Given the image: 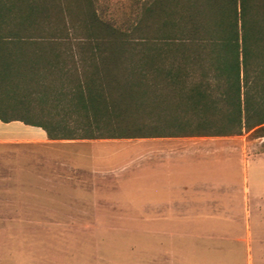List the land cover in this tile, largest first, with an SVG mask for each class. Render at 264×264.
I'll return each mask as SVG.
<instances>
[{
	"label": "trees",
	"instance_id": "16d2710c",
	"mask_svg": "<svg viewBox=\"0 0 264 264\" xmlns=\"http://www.w3.org/2000/svg\"><path fill=\"white\" fill-rule=\"evenodd\" d=\"M0 119L49 138L264 136V0H0Z\"/></svg>",
	"mask_w": 264,
	"mask_h": 264
},
{
	"label": "crops",
	"instance_id": "0c3cea01",
	"mask_svg": "<svg viewBox=\"0 0 264 264\" xmlns=\"http://www.w3.org/2000/svg\"><path fill=\"white\" fill-rule=\"evenodd\" d=\"M249 133L54 139L39 125L0 119V144H31L33 167L63 175L68 194L125 212L175 214L145 221L143 238H97L95 264H233L242 241L251 260L252 245H264L254 224L210 220L241 203L247 215L264 212L263 140Z\"/></svg>",
	"mask_w": 264,
	"mask_h": 264
},
{
	"label": "rangeland",
	"instance_id": "374dc122",
	"mask_svg": "<svg viewBox=\"0 0 264 264\" xmlns=\"http://www.w3.org/2000/svg\"><path fill=\"white\" fill-rule=\"evenodd\" d=\"M137 1L95 0V4L103 17L121 22L130 16ZM257 140H263L264 148V136ZM32 149L31 144L17 141L0 144V264H95V246L91 244L97 238H143L147 236L142 229L145 221L176 219L175 214L125 212L111 203L93 205L85 197L70 195L63 189V175L39 173L33 167ZM259 166L264 190V155ZM242 205L236 213L214 214L216 218L210 220H249L254 224L253 236L264 238V212L247 215ZM249 205L255 208L252 202ZM238 248L240 254L231 263L264 264V245H252L249 261L243 241L238 242Z\"/></svg>",
	"mask_w": 264,
	"mask_h": 264
}]
</instances>
